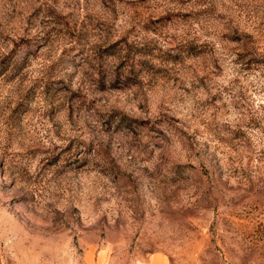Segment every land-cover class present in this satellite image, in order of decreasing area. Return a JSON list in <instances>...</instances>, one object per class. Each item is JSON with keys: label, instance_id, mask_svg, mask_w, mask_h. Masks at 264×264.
<instances>
[{"label": "rangeland", "instance_id": "rangeland-1", "mask_svg": "<svg viewBox=\"0 0 264 264\" xmlns=\"http://www.w3.org/2000/svg\"><path fill=\"white\" fill-rule=\"evenodd\" d=\"M264 264V0H0V264Z\"/></svg>", "mask_w": 264, "mask_h": 264}, {"label": "crops", "instance_id": "crops-1", "mask_svg": "<svg viewBox=\"0 0 264 264\" xmlns=\"http://www.w3.org/2000/svg\"><path fill=\"white\" fill-rule=\"evenodd\" d=\"M137 264H167V261L160 252H154Z\"/></svg>", "mask_w": 264, "mask_h": 264}]
</instances>
